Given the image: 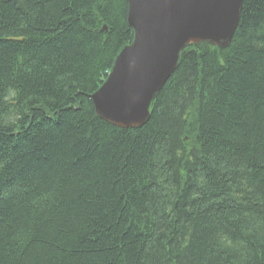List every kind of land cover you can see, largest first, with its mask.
I'll list each match as a JSON object with an SVG mask.
<instances>
[{"label": "trees", "instance_id": "obj_1", "mask_svg": "<svg viewBox=\"0 0 264 264\" xmlns=\"http://www.w3.org/2000/svg\"><path fill=\"white\" fill-rule=\"evenodd\" d=\"M127 0H0V264H264V0L191 45L140 129L90 97Z\"/></svg>", "mask_w": 264, "mask_h": 264}, {"label": "water", "instance_id": "obj_2", "mask_svg": "<svg viewBox=\"0 0 264 264\" xmlns=\"http://www.w3.org/2000/svg\"><path fill=\"white\" fill-rule=\"evenodd\" d=\"M132 43L90 97L95 114L121 129H140L191 45L227 48L244 0H127Z\"/></svg>", "mask_w": 264, "mask_h": 264}]
</instances>
